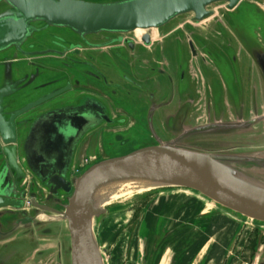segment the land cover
I'll return each mask as SVG.
<instances>
[{
    "label": "water",
    "instance_id": "1",
    "mask_svg": "<svg viewBox=\"0 0 264 264\" xmlns=\"http://www.w3.org/2000/svg\"><path fill=\"white\" fill-rule=\"evenodd\" d=\"M243 1L0 0V7L9 6L0 11V52L11 47L22 50L21 46L37 31L35 23L38 22L47 27L69 28L83 36L101 32L137 34V30L142 29L145 33L141 39L150 44L154 34L159 37V29L174 24L180 16L192 14L193 26H200L219 15L211 9L213 5L223 4L222 8L230 14L236 12ZM256 7L264 15V9ZM228 24L230 21L225 25L226 31L233 38ZM237 36L244 43L245 39L249 41L247 37ZM192 48L196 55L193 44ZM254 49V57L264 55L262 49L259 52ZM25 72L26 69H18L17 75ZM35 77L31 76L26 82L29 78L26 74L14 83L11 68L6 67L3 72L0 68L3 84L9 80L15 88L0 90V210L11 209L0 211V227L7 224L6 228L12 229L7 238L14 237L17 228L27 229L31 223L38 222L40 239H44L52 233L51 223L66 222L68 237L61 250L68 259L67 264H108L107 244L100 242L95 228L96 223L109 214L107 206L115 201L100 207L98 194L106 187L127 181L157 186L144 194L167 188L190 189L223 210L264 225V153L214 152L209 141L215 136L228 137L259 119L179 126L169 141L159 140L157 144L144 145L114 157L104 158L91 152L90 164L73 175L79 148L86 137L103 123L112 121L107 113L97 112L71 93L70 82L33 86ZM157 111L155 107L151 109L150 119ZM116 141L123 146L128 140L117 135ZM24 170L32 173L41 190L46 192L43 201H34L40 209L35 217L22 210L24 194L19 186L23 180H29ZM168 201L158 208L171 211L177 207L170 199ZM167 210L164 215L168 214ZM215 215L219 214L202 210L194 216L197 220ZM1 232L4 234L6 230ZM141 235L148 240L149 233L145 231ZM145 246L147 250L148 246L157 245L148 242ZM42 247L40 243V256L44 253Z\"/></svg>",
    "mask_w": 264,
    "mask_h": 264
},
{
    "label": "flooded vegetation",
    "instance_id": "2",
    "mask_svg": "<svg viewBox=\"0 0 264 264\" xmlns=\"http://www.w3.org/2000/svg\"><path fill=\"white\" fill-rule=\"evenodd\" d=\"M4 6L3 10L9 8L6 4ZM35 25L37 31L21 46L22 50L11 47L0 52V68L2 72L6 67L11 68L14 83L26 74L29 75L26 82L31 76H36L33 86L54 82L66 85V82H70L71 93L77 94L81 102L97 112L107 113L112 123H103L84 140L91 137L87 155L92 152L104 157L116 152L115 148L121 142L116 145L110 141V147H105L104 137H114L116 140L117 135L133 126V122H125V108H145L146 105L149 109H167L162 113L164 121L159 126L170 137L176 134L179 126L240 123L259 119L228 137L215 136L210 139V149L214 152L264 153V55H257V58L252 54L254 48L264 52V38L259 39L255 45L251 42L252 45L249 44L246 39L244 43L228 24L227 28L232 30L231 35L235 36L230 37L221 22L215 23L217 31L216 35L212 34L213 38L199 37L196 27L185 21L167 31L159 29V38H152L150 44L141 39L144 30H137V34L101 32L83 36L69 28L47 27L40 22ZM174 35L181 39V43H186L188 58L182 62L168 57L159 60L157 49H163L166 40ZM192 44L197 51L196 55ZM221 60L225 68L227 63L228 71L233 75L232 82L228 77L225 78L224 69L220 67ZM18 69H26L25 74L18 76ZM12 84L8 80L4 85L0 78V90H10ZM204 117L206 120L202 121ZM82 148H79V153ZM24 171L29 180H23L19 186L20 192L24 194L22 210L35 217L40 214L35 202L40 203L45 196L40 193L36 177ZM159 209V213L153 216L156 220L154 225L138 222L134 230L138 236L134 233L133 248L129 254L124 256L121 250L124 240L120 242L115 264H163L164 261L165 264L238 263L231 262L230 255L227 262L226 258L218 260L215 257L220 250L209 244L213 237L219 240L225 234L216 223L220 216L196 220V216L189 215L185 207H175L171 211L161 207ZM166 210L168 214L164 215ZM147 215L148 218L152 216L145 213L143 221ZM144 226L149 233L148 240L141 235ZM157 226L158 230H155ZM6 227L7 224L4 228L0 227L1 231L6 230L4 234L0 231L1 237L5 235L0 239V262L9 261L10 255L6 251L12 242L19 239L32 243V264H40V240L44 239H40L39 223L33 222L27 229L17 228L16 232L20 233L17 238H7L6 235L12 229ZM259 227L244 239L238 256L241 261L239 263H244L242 254L247 249L251 252L250 260L256 259L259 252H264V234L260 233ZM148 242L157 246H148L146 250L145 244ZM227 247L222 249L223 253L230 252ZM206 248L207 257L198 261L197 256ZM263 257H257V264H264ZM25 261L21 264H25Z\"/></svg>",
    "mask_w": 264,
    "mask_h": 264
},
{
    "label": "rangeland",
    "instance_id": "3",
    "mask_svg": "<svg viewBox=\"0 0 264 264\" xmlns=\"http://www.w3.org/2000/svg\"><path fill=\"white\" fill-rule=\"evenodd\" d=\"M222 5L223 4L219 3L211 7V9L216 10V13L219 14L217 17L208 19L207 22H205L206 24H202L200 26H193L196 27L197 32L199 33V37L203 39L205 37L213 38V35H216L217 31L215 23L221 22L226 25L227 21H230V25L232 26L233 31L237 35L247 37L249 41H254L255 43H257L259 39L264 38V15L256 7L257 5L259 8L264 9V0H244L240 4V8L236 12L230 14L224 7L222 8ZM4 8V5L1 6L0 11ZM185 21L192 22V14L180 16L178 19L175 20L174 24L165 27L164 30L167 31L168 28L174 27L175 25L183 23ZM201 27L206 28V30H202ZM154 32L157 33V31ZM156 35L154 34L155 37L159 38ZM181 42V39L177 38L175 35L168 38L163 46V49H157L156 55L158 56L159 60H164L165 57H168L178 60V62L185 61L188 58V47L186 43ZM225 66L226 68L224 67V63H222L221 60L220 67L221 69H224V76L225 78L228 77L229 81L232 82L233 75L228 71L227 63H225ZM125 111L127 113L124 117L126 119L125 122H133V126H131V128H129L126 132L121 133L120 135L125 140H128L127 143L123 146H118L117 141L114 137H104L105 147L109 146L108 142L110 141L117 145L115 148L116 152L112 154L113 157L125 154L127 151L140 148L144 145L157 144L159 140H170V136H167L166 132L161 128V126H159L160 123H162L161 120L164 121V116L162 115V112L167 111V109L158 110L153 114L151 119V108L149 109L148 105H146L145 108H125ZM205 120L206 117H204L202 121ZM92 134H90V136ZM90 136L82 145L83 148L81 149L78 155L76 167L72 173L73 175H76L77 173L82 171V169L84 168L82 167V163H85L88 159L86 150L89 140L91 138ZM107 157L109 156H104V158ZM262 177H264V175H262ZM152 190L153 189L132 191L125 197L114 200V204L109 205L114 201L107 204L109 205L107 206L109 214L96 223L95 231L98 234L100 242L103 243V245L107 244L105 258L108 264L116 263V250L117 247L120 245L121 241L124 240L122 242L123 244L121 249L124 256L130 253L133 248L132 238L134 236V233L135 235L137 234V231L135 232L134 230L136 229V225L138 224V222H145L142 220V217L145 213H147L149 215H152L151 218H148L147 215L148 225H154V213H159L160 209L158 207H163L165 204H168V199H172L178 204L182 203L181 205H187L186 208L188 209V213H190L191 215L200 213L202 210H204L205 212L213 210L217 214H219L218 216L220 217H217L216 223L218 224V226H221V229L225 234H222L223 236H220L218 238L219 240H214L215 238L213 237L212 240L209 241V244L214 247L216 246L220 250V253H218L217 257H215L220 261L223 258H226L225 262H227L229 258L228 256L230 255L232 257L231 262H238L237 264H242L239 263L241 261L239 260L238 256L240 255L239 252H241L242 250V243L244 239L248 238L251 232L257 229V226H260V233L264 234V225L257 223L253 220L240 218L236 214H232L231 212L223 210L217 205H215L213 202L201 196L199 193L192 192V190L190 189L167 188L144 194ZM41 192L42 195L45 196L46 192L41 190L40 188V193ZM163 194L164 196L162 197L161 195ZM155 208H158V210H155ZM134 215L135 217H133ZM42 219L46 221V217L43 216ZM49 226L52 227L51 235H45L44 241L40 240V243L43 246L42 248L44 249L43 255L40 256V264H67L68 259L66 258V256H64V250H61V248L64 246V240L68 237V232L66 230L67 223L56 221L54 223H51ZM144 231L145 226L142 231L143 235ZM19 235L20 233H17L14 238H17ZM32 246V243L27 240H17L16 242H14L6 251V253H9L10 255V259L7 263L21 264L28 258L25 261V264H32L34 262V255L32 254L30 256ZM225 246H228L227 251H230L233 255L230 252L223 253L222 249L224 250ZM207 251L208 250L206 248L203 252H201V254L197 256V260H205L204 258H206L208 255L206 254ZM263 255V251L259 252V254H257L258 259H261ZM250 256L251 252L248 249L245 252L243 251V264H246V262H249L250 264H257V257L254 260H250Z\"/></svg>",
    "mask_w": 264,
    "mask_h": 264
},
{
    "label": "bare ground",
    "instance_id": "4",
    "mask_svg": "<svg viewBox=\"0 0 264 264\" xmlns=\"http://www.w3.org/2000/svg\"><path fill=\"white\" fill-rule=\"evenodd\" d=\"M142 30V29H138ZM156 185L149 184L142 181H127L122 182L120 184H115L113 186L106 187L102 189L98 194V206L104 207V205H107L108 203L123 198L127 194H129L132 191H139V190H150V189H156ZM2 210H10L7 209H1Z\"/></svg>",
    "mask_w": 264,
    "mask_h": 264
},
{
    "label": "crops",
    "instance_id": "5",
    "mask_svg": "<svg viewBox=\"0 0 264 264\" xmlns=\"http://www.w3.org/2000/svg\"><path fill=\"white\" fill-rule=\"evenodd\" d=\"M162 197L164 196V194L163 195H161ZM172 203H174L175 205H177V207H182V203L181 204H178L177 202H175V201H173L172 199L170 200ZM206 212H210V211H206ZM149 218H151V217H149ZM144 221L145 222H148V220H147V218H145L144 219ZM156 221V220H155ZM163 264H165V261L163 262Z\"/></svg>",
    "mask_w": 264,
    "mask_h": 264
},
{
    "label": "built area",
    "instance_id": "6",
    "mask_svg": "<svg viewBox=\"0 0 264 264\" xmlns=\"http://www.w3.org/2000/svg\"><path fill=\"white\" fill-rule=\"evenodd\" d=\"M88 164H89V159H87L85 163H82V167H86L88 166Z\"/></svg>",
    "mask_w": 264,
    "mask_h": 264
}]
</instances>
